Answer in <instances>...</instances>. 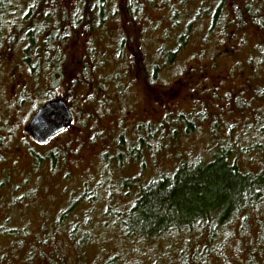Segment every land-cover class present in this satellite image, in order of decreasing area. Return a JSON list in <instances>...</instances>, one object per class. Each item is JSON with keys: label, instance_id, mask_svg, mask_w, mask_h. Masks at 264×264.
Here are the masks:
<instances>
[{"label": "trees", "instance_id": "1", "mask_svg": "<svg viewBox=\"0 0 264 264\" xmlns=\"http://www.w3.org/2000/svg\"><path fill=\"white\" fill-rule=\"evenodd\" d=\"M197 62L254 96L143 113ZM0 264H264V0H0Z\"/></svg>", "mask_w": 264, "mask_h": 264}, {"label": "rangeland", "instance_id": "2", "mask_svg": "<svg viewBox=\"0 0 264 264\" xmlns=\"http://www.w3.org/2000/svg\"><path fill=\"white\" fill-rule=\"evenodd\" d=\"M186 55V54H185ZM184 55V56H185ZM224 58L226 63L230 62L231 58L229 55V51L224 54ZM187 57V56H185ZM200 63H196L197 70H201L197 73V71H188L186 72L180 79V81L171 87L165 88H151L149 90V96L147 98V107L144 109L143 113H146L147 116H152L158 114L165 107L172 108L177 107L179 105L187 104L188 101L196 99H207L210 104L214 105L213 107L216 109L217 113L220 117L230 118L234 116L237 100H241L242 102L246 100H250L252 96H254L253 88H247L244 84V75L237 74L236 71L234 73H230L228 68H222L219 72H215L216 70H212L208 66L204 68H200ZM252 106H255L253 104ZM206 126L205 130L207 129ZM72 129L70 131V136L72 138L71 144H69V148L76 146L79 142L77 140H81V135L78 134L77 131ZM206 134V133H205ZM65 136H67L65 134ZM77 136V137H75ZM193 138L194 143H198L203 139V142L206 141L204 137ZM68 137V136H67ZM60 138H63L61 136ZM34 146H37V142L32 140ZM38 147V146H37ZM75 150V148H74ZM92 151H86L84 155H76L74 162L79 165L78 171L84 168L87 165V160H92ZM248 164H251L252 167L256 168L260 161L258 156L252 158V154H249L244 158ZM77 168V169H78ZM76 175V169H71ZM78 175V174H77ZM150 175V172H149Z\"/></svg>", "mask_w": 264, "mask_h": 264}, {"label": "water", "instance_id": "3", "mask_svg": "<svg viewBox=\"0 0 264 264\" xmlns=\"http://www.w3.org/2000/svg\"><path fill=\"white\" fill-rule=\"evenodd\" d=\"M72 118L73 113L63 98L50 99L31 114L25 130L35 142L46 143L63 131Z\"/></svg>", "mask_w": 264, "mask_h": 264}]
</instances>
